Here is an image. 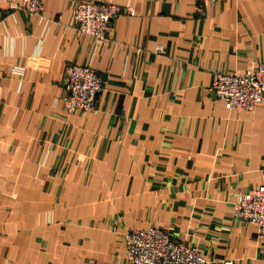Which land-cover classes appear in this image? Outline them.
<instances>
[{"label": "crops", "instance_id": "0c3cea01", "mask_svg": "<svg viewBox=\"0 0 264 264\" xmlns=\"http://www.w3.org/2000/svg\"><path fill=\"white\" fill-rule=\"evenodd\" d=\"M0 2V264H129L123 237L157 227L211 264H264V233L233 213L264 183V98L227 110L218 72L264 61V0ZM79 1L130 6L104 42ZM200 10V11H199ZM160 45L162 51L156 52ZM104 80L96 112L68 114L67 64Z\"/></svg>", "mask_w": 264, "mask_h": 264}, {"label": "built area", "instance_id": "2783aa9c", "mask_svg": "<svg viewBox=\"0 0 264 264\" xmlns=\"http://www.w3.org/2000/svg\"><path fill=\"white\" fill-rule=\"evenodd\" d=\"M3 0H0V2ZM198 5L219 0H194ZM10 9H20L29 15L42 16L41 0H12ZM125 10L133 16L132 7H120L111 2L79 1L75 3L72 20L77 31L95 42L108 39L111 22ZM200 11V10H199ZM156 52L162 51L160 45ZM64 94L59 99L68 114L96 112L97 98L104 91V80L89 64L69 63L64 69ZM210 92L223 101L227 110L253 112L264 98V61L244 72H218ZM233 213L242 221L255 224L264 233V183L240 192L233 204ZM124 259L129 264H211L196 245L174 241L157 227L128 230L123 237ZM220 264H232L229 261Z\"/></svg>", "mask_w": 264, "mask_h": 264}]
</instances>
